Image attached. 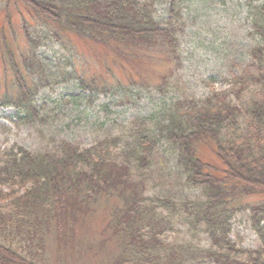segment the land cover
<instances>
[{
	"label": "trees",
	"instance_id": "16d2710c",
	"mask_svg": "<svg viewBox=\"0 0 264 264\" xmlns=\"http://www.w3.org/2000/svg\"><path fill=\"white\" fill-rule=\"evenodd\" d=\"M7 1L29 7L26 15L34 24L25 28V51L16 56L8 49L11 54L3 60L14 85L5 84L4 95L10 97L0 98V106L18 111L8 117L15 126L47 128L56 121L42 114L47 105L39 104L36 94L43 81L59 83L60 62L37 55L39 40L67 32L116 51L120 43L161 42L177 61L185 33L181 8L189 2L172 0L176 11L168 17L157 14L156 0ZM248 7L254 43L247 54L258 73L240 70L227 80L228 88L202 98L176 92L163 97L115 138L105 137L90 148L60 138L42 151L13 145L0 154V264L46 263L40 246L51 219L56 217L57 231L65 238L71 216L90 211L102 197L109 201V195L124 200L110 218L112 236L120 241L113 264H264V202L243 201L264 195V1ZM31 28L41 29L37 38ZM72 72L63 69V77L69 80ZM82 78L81 93L65 99L95 97L98 89L90 84L94 93L88 91ZM116 82L120 100L135 98L136 88ZM156 86L161 96L170 92L167 84ZM201 142L212 147L224 168L200 156L196 144ZM244 218L258 237L256 248L232 240L234 223ZM14 230L32 239L28 253L8 241ZM171 230L185 236L166 239L164 233ZM203 235L205 246L200 244Z\"/></svg>",
	"mask_w": 264,
	"mask_h": 264
},
{
	"label": "rangeland",
	"instance_id": "374dc122",
	"mask_svg": "<svg viewBox=\"0 0 264 264\" xmlns=\"http://www.w3.org/2000/svg\"><path fill=\"white\" fill-rule=\"evenodd\" d=\"M262 1L264 0L186 2V6L181 8L185 33L178 43L177 61L169 45H161V42L152 45L134 41L120 43V48L116 51V48H101L96 42L86 41L67 32H61L62 37H53L52 33L44 41L39 40L35 46L37 55L54 63L60 62L59 83L47 84L43 81L36 94L38 103L47 105V110L42 114H48L56 123L51 128L37 123L15 126L9 122L8 117L14 118L18 111L13 107L0 106V154L13 145L23 146L32 152L42 151L55 145L52 139L60 138L81 149L90 148L105 137L115 138L125 127L134 123L136 117L149 114L163 97L170 98L176 92L177 96L184 98H202L213 90L219 92L228 87L227 80L240 70L249 69L258 73L259 67H256L247 54L254 43L247 10L250 2L253 6ZM172 2L156 0L157 14L173 17L176 9ZM30 10L15 1L0 0V98L10 97L9 94L4 95L5 84L9 87L14 85V79L10 76L12 74L5 73L6 64L3 60L11 54L8 49H14L16 56H20L27 48L25 28L34 24V19L26 15ZM36 31L41 32V29L31 28V35L36 37ZM63 69L73 71L72 78L66 80L62 74ZM79 77H83L88 91L94 93L90 84L93 88L96 87L97 94L76 102L65 99V96H78L81 93ZM117 80L128 89L129 86L136 88L135 98L120 100L119 95L115 94L119 85ZM160 83L167 84V91H170L165 96L155 92L156 84ZM43 84L46 86L41 88ZM100 86H104L107 92L99 90ZM196 147L205 161L217 165V169L224 168L207 142L197 143ZM109 198L108 201L107 197H102L90 211H80L71 216L65 223V238L62 237V232L57 231L56 217L51 219V224L45 230L44 243L40 246L44 248L47 259L44 264H113L120 251V241L112 236L110 218L113 207H121L124 200L115 195H109ZM243 198L244 202H264L263 194ZM233 226V241L248 248L258 246V237L248 227L245 218ZM8 234L9 242L28 253L30 238L27 235L15 230ZM163 236L166 239L181 238L185 233L171 230ZM201 239L200 244L205 246L206 237L203 235ZM36 243L38 241L32 244V251L37 248Z\"/></svg>",
	"mask_w": 264,
	"mask_h": 264
}]
</instances>
